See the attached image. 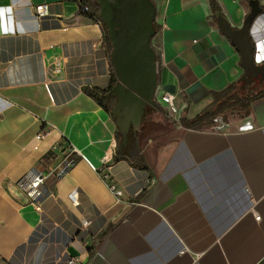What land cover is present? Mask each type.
Masks as SVG:
<instances>
[{"label":"crops","instance_id":"obj_1","mask_svg":"<svg viewBox=\"0 0 264 264\" xmlns=\"http://www.w3.org/2000/svg\"><path fill=\"white\" fill-rule=\"evenodd\" d=\"M153 1L166 114L144 117L120 150L117 118L88 93L111 81L103 25L66 0H0V264L264 261V98L246 118L183 127L241 78V57L210 0ZM217 1L240 29L251 0ZM251 31L264 56V11ZM105 156L119 202L97 172ZM67 159L76 163L61 177ZM35 175L47 176L37 200Z\"/></svg>","mask_w":264,"mask_h":264},{"label":"water","instance_id":"obj_2","mask_svg":"<svg viewBox=\"0 0 264 264\" xmlns=\"http://www.w3.org/2000/svg\"><path fill=\"white\" fill-rule=\"evenodd\" d=\"M94 1L100 6V17L112 46L110 61L118 80L114 88L117 103L113 114L122 136L121 150L127 145L131 127L138 130L144 124L142 118L145 113L151 108L161 107L157 100L158 57L152 46L157 35L154 26L157 7L153 0ZM249 4L251 11L240 29L233 28L223 15L217 18L220 31L240 53L244 71L240 80L246 84L260 78L264 80V63L255 62L251 40L253 24L264 9L260 0H251Z\"/></svg>","mask_w":264,"mask_h":264},{"label":"trees","instance_id":"obj_3","mask_svg":"<svg viewBox=\"0 0 264 264\" xmlns=\"http://www.w3.org/2000/svg\"><path fill=\"white\" fill-rule=\"evenodd\" d=\"M71 3H76L79 5L80 9L86 7V12H81L82 14L88 16L89 18L99 21L104 27L105 45L108 50V55L110 56L112 51V46L110 43V38L108 35V30L103 24L100 17V6L94 0H66ZM211 8L213 11L214 21L217 22L219 12H221L220 5L217 0H210ZM157 33L160 31V26L155 22L154 24ZM111 81L110 85L106 90L102 91H88L89 95L99 102L108 112L113 113L114 108L117 103V98L114 94V88L118 83L113 66H111ZM253 83V82H252ZM213 101L211 105L203 110L194 119L182 118L180 123L183 127L195 130H203L206 128L213 127L217 124L219 119L225 120L229 114L237 115L241 118H246L250 116L253 104L264 98V87L262 85H251L247 86L240 79L227 88L220 92L212 93ZM154 111L157 114L163 113L162 107L151 108L145 114ZM119 144L122 139L120 133H117ZM138 167L142 169H151L149 163L144 159H139L137 164ZM264 264V261L261 263Z\"/></svg>","mask_w":264,"mask_h":264},{"label":"built area","instance_id":"obj_4","mask_svg":"<svg viewBox=\"0 0 264 264\" xmlns=\"http://www.w3.org/2000/svg\"><path fill=\"white\" fill-rule=\"evenodd\" d=\"M260 2H261V5L264 9V0H260ZM80 10H81V12L84 13L87 11V8L84 7ZM36 12L39 15H46L47 14V7L44 5L37 6ZM255 62L257 64H263L264 63V56H259V55L255 54ZM163 101L167 104L169 111L171 113H177V109H176L175 104H174V98L171 95H168V94L165 95L163 97ZM47 135H48V133L44 134V135H39L38 139L44 138ZM65 161L66 162L64 163L61 170L59 171V176H61V177L64 176L76 163L74 159H67ZM109 163H110V159L107 156H105L103 159V168L101 170H97V172L101 174V179L103 181H105L108 189L115 196L116 201L119 202L123 198L124 192L121 188H119L117 186V184L113 180H111ZM92 168L94 170H96L93 166H92ZM46 178H47L46 175H35L32 179H30V188L34 191L32 194L33 199L37 200V199L43 197L42 192L39 191L38 189L44 184ZM36 208H37V210H39L40 205L37 204ZM259 218L260 217H258L257 219H259ZM78 262L79 261L77 259H71L68 264H77Z\"/></svg>","mask_w":264,"mask_h":264},{"label":"flooded vegetation","instance_id":"obj_5","mask_svg":"<svg viewBox=\"0 0 264 264\" xmlns=\"http://www.w3.org/2000/svg\"><path fill=\"white\" fill-rule=\"evenodd\" d=\"M246 84V83H245ZM254 84H256V82H253V83H250V84H247V86H251V85H254ZM157 115H159V114H157V113H155L154 111H151L150 113H148V114H145L144 116H143V118L144 117H146V118H148V117H152L153 119H155V117L157 116ZM143 118H142V121H143ZM137 129H135L134 127H131V132H134V131H136ZM131 133H129L128 134V136L130 135Z\"/></svg>","mask_w":264,"mask_h":264},{"label":"rangeland","instance_id":"obj_6","mask_svg":"<svg viewBox=\"0 0 264 264\" xmlns=\"http://www.w3.org/2000/svg\"><path fill=\"white\" fill-rule=\"evenodd\" d=\"M259 81V82H258ZM256 82V85H262V87H264V80L262 81L261 78ZM262 81V82H261ZM166 114V111L164 110V112L162 113L163 114Z\"/></svg>","mask_w":264,"mask_h":264}]
</instances>
